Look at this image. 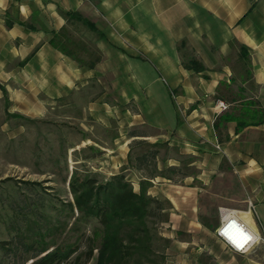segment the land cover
<instances>
[{
    "label": "crops",
    "instance_id": "crops-1",
    "mask_svg": "<svg viewBox=\"0 0 264 264\" xmlns=\"http://www.w3.org/2000/svg\"><path fill=\"white\" fill-rule=\"evenodd\" d=\"M55 36H77L85 58ZM56 105L104 156L95 174L163 203L164 264H264L263 245L237 253L215 236L221 208L264 233V0H0V108ZM138 141L178 148L193 171L165 176L181 160L156 159L148 175L128 164Z\"/></svg>",
    "mask_w": 264,
    "mask_h": 264
},
{
    "label": "rangeland",
    "instance_id": "rangeland-1",
    "mask_svg": "<svg viewBox=\"0 0 264 264\" xmlns=\"http://www.w3.org/2000/svg\"><path fill=\"white\" fill-rule=\"evenodd\" d=\"M56 42L68 52L85 58L79 54L81 45L77 36L65 41L61 36L56 37ZM64 114L68 112H63L61 105L36 116L5 113L0 108V242H13L21 236L30 246L27 250H16L10 244L0 249V264H31L32 253L42 243L72 245L80 251L88 243L94 247L100 245L102 231L97 220H84L80 216L69 184L76 175H96L103 181L111 177L95 174L96 163L107 165L104 156L93 144L79 143L85 136L79 120H69ZM156 145L147 141L131 145L128 164L137 155L157 150L159 161L177 158L182 162L177 172L161 166L160 174L180 178L193 171L187 166L190 158L180 154L178 148ZM149 171L158 172L155 166H150ZM162 219L160 216L149 223L154 230L153 248L158 252L166 245L158 235ZM96 255L95 249L89 264H95Z\"/></svg>",
    "mask_w": 264,
    "mask_h": 264
},
{
    "label": "trees",
    "instance_id": "trees-1",
    "mask_svg": "<svg viewBox=\"0 0 264 264\" xmlns=\"http://www.w3.org/2000/svg\"><path fill=\"white\" fill-rule=\"evenodd\" d=\"M66 16L72 22L96 30L89 20L77 12H67ZM50 43L62 52L70 53L60 47L56 36L50 39ZM242 56L247 58V54ZM243 126L244 123L237 119V128ZM157 155V150L144 152L137 155L134 162L138 168L153 176L149 168L155 166ZM170 169L175 170L174 167ZM69 187L80 216L84 220H97L102 231L100 245L94 247L88 243L80 251L72 245L42 243L32 253L31 264H89L95 249V264H164L163 254L153 248L154 230L149 224L151 219L163 216L164 207L161 201L146 193L145 187L142 186L139 192L134 191L124 173L114 175L106 181L100 180L96 175H76L72 177ZM69 206L72 207V204L69 203ZM14 240L1 241L0 249L10 244H14L16 250H27L30 247L21 236ZM73 254H76L75 257Z\"/></svg>",
    "mask_w": 264,
    "mask_h": 264
},
{
    "label": "built area",
    "instance_id": "built-area-1",
    "mask_svg": "<svg viewBox=\"0 0 264 264\" xmlns=\"http://www.w3.org/2000/svg\"><path fill=\"white\" fill-rule=\"evenodd\" d=\"M215 105L218 112L228 108V104L223 100H217ZM219 211L221 220L219 226L215 229V236L228 250L247 253L258 245L264 246V233L252 231L239 219L235 210L221 208Z\"/></svg>",
    "mask_w": 264,
    "mask_h": 264
}]
</instances>
